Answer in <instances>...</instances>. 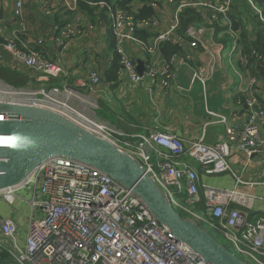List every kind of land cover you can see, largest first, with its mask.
Returning <instances> with one entry per match:
<instances>
[{"label": "built area", "instance_id": "obj_1", "mask_svg": "<svg viewBox=\"0 0 264 264\" xmlns=\"http://www.w3.org/2000/svg\"><path fill=\"white\" fill-rule=\"evenodd\" d=\"M36 1L42 6L47 5V14L53 13L48 0ZM60 1V6L76 11L78 0ZM52 2L59 3V0ZM111 3L107 5L108 17L121 71L133 85L147 90L149 96L153 86H170L173 61L178 54L174 52L169 58L165 57L161 44L170 41L184 46L190 39L189 45L196 46V38L203 33V26H188L180 34V17L175 13L170 16V24L165 31L162 29L142 36L138 30L152 22L136 17L137 8L144 2L129 1L127 9ZM146 4L151 5V2ZM190 5L187 0H180V7ZM193 5L205 10L202 7L207 6V0H196ZM230 11V0H223L220 12L217 15L211 13L209 18L229 31ZM12 16L16 24L4 38L7 42L3 48L14 60L21 62L25 70L58 74L60 67L51 60L44 57L39 64L35 62L40 59V52L35 46L36 51L30 50L29 55L27 50L17 49L16 40L20 38L26 42L24 38L28 37L20 0L15 2ZM80 17L76 14L77 23ZM77 23L67 22L61 27L55 23L53 33L57 45L64 46L65 42L83 34ZM91 28L92 25H88V29ZM41 42L37 40V44ZM234 42L236 44V40ZM138 55L144 58L141 75L133 58ZM1 61L4 59L0 53V65H6ZM207 78L204 66L195 68L191 73L192 80L204 83ZM100 83L99 71L90 68L80 84L84 92H72L66 86L51 85L41 87L38 97L29 93L24 97L36 102L32 106L41 103L40 108L48 109V105H54L67 110L81 128H86L85 131L135 160L167 202L189 216L186 219L201 222L210 230L219 232L229 250L245 264H264V214L252 218L253 214L248 216L245 211L253 210L256 200L264 201V197L240 189L241 185L264 182L244 180L228 161L234 146L237 153L246 156L241 172L256 156L257 165L264 173V139L260 135V128L264 125V102L256 95V79L250 77L246 85V114L240 126L229 125L225 116L210 111V115L217 118L215 122L223 124L225 137L207 144L200 136L187 145L179 135L157 129L147 134H136L133 141L128 134L99 118L95 113L97 100L89 101V96L97 93ZM2 88L0 83V94ZM6 116V113H0V120L6 119ZM183 154L191 156L205 171L230 173L235 179L231 188L202 186L203 213L193 208L201 198L198 175L194 167L179 159ZM24 187H33L31 200L28 201L30 212L25 238L21 244L16 222L11 216H0V264H209L186 241L177 239L170 227L154 216L138 193L93 165L69 156H49L37 163L20 182L1 188L0 202L11 205L17 198L23 200L17 191ZM182 192L185 205L179 197ZM3 252L8 254V259L2 258Z\"/></svg>", "mask_w": 264, "mask_h": 264}, {"label": "crops", "instance_id": "obj_2", "mask_svg": "<svg viewBox=\"0 0 264 264\" xmlns=\"http://www.w3.org/2000/svg\"><path fill=\"white\" fill-rule=\"evenodd\" d=\"M16 1L0 0L1 40V35H9L12 27L15 26L10 21V18L11 20H15L12 16V10ZM20 1L22 2L23 15L27 21L26 23L30 27L37 25L35 27V35L37 40L41 38L40 40L42 42L36 44V46H39V50L49 60L54 58L60 62L59 57H50L48 52L58 55L60 51H63L56 44L53 28H51V24L56 23L54 21L55 14L58 13L61 16L63 24L67 22L77 23V19H75L76 14L81 16L77 24L83 34L79 38L74 37L71 39L64 51V54L75 52L78 60L71 66V61L68 60L70 57H66L64 61L65 65L69 67V70L62 65L64 73L75 74L76 77L70 79V84L81 89L82 86L80 84L86 78L90 67L96 66L100 75H102L101 77L104 78V82H106L99 89V99H102L108 105V111L113 114L117 121L114 124L115 127L128 134V138L133 141L136 140V137H133L134 135L147 134L157 129L179 135L185 140V145L190 140L197 139L200 136H203L205 143L213 144L221 138H224L225 132L223 124L215 122L217 118L210 115V111L225 116L227 124L240 126L246 114L245 101L248 95L246 85L250 82V77L256 79L254 88L259 100L262 101L264 99V83L255 76H252L251 72L245 67H242L247 64V60H242L243 56L241 55L240 48L232 49V45H234V34H231L230 31H224V27L220 23H218V26L224 32L218 33L215 28L217 21L213 20L211 23L206 22L205 16L208 15L210 17V10L197 8L201 16H203V21L200 25L203 26V33L199 34L196 38V46L192 47L189 45L190 39H188L184 46H178L179 50L174 51L177 52L178 56L173 61V76L170 86H153L152 94L149 96L147 90L133 85L129 81L128 76L121 71V68L117 70L115 80H112L115 82L114 84L107 78L106 71L111 68L113 58L111 56L113 49L108 44L109 41L115 42V37L111 30V22L108 17L107 5L110 2L106 0H87L88 5L96 7L95 17H91L87 12H84V9L79 7V3L77 4L76 11H73L60 6L62 5L60 0V4L48 0L53 13L47 14L45 12L47 5L42 6L36 0ZM101 2H104L106 5ZM158 6L162 7L159 4ZM163 6L166 8L164 4ZM116 7L123 8L120 6ZM100 10H103L105 17L100 16V13L97 12ZM165 12L169 14L167 8ZM40 18L42 19L41 21H39ZM169 19V15L164 16L162 13L158 14L157 24L161 28H167L170 24ZM5 21H9L7 26L4 25ZM88 25H92L90 30L88 29ZM144 28L148 29L147 26ZM27 38L25 37L24 40L26 41ZM82 42L84 45L92 47L88 53L80 51V44ZM96 42L102 43V46L94 50ZM253 51L252 53H255ZM0 53L4 61H14L12 55L1 44ZM133 58L137 61V64L139 60L142 61V64L144 62V58L141 55L133 56ZM80 60H83V65H78ZM97 60L98 63L96 62ZM199 66H204V73L206 76L208 75L204 83L191 79L192 71ZM9 67L17 71L24 69L22 65L17 66V69L11 66ZM76 69L79 72H76ZM30 71L28 70L26 72L29 73ZM43 77L46 78L45 73ZM77 78L79 79L75 84L74 81ZM64 83L66 84L67 80ZM98 108L95 110V113ZM260 135L264 139V125L260 128ZM231 151L232 153L228 161L237 174L241 175L244 180L264 182V173L257 165L256 156L253 157L252 163L248 168L241 172V167L246 160V156L243 153H237L234 146L231 147ZM179 159L185 164L194 167L196 170L200 196L203 198L202 186L204 184L217 188H231L234 184L235 179L230 173L219 174L205 171L188 154H183ZM240 189L256 194L258 197H264V184L241 185ZM179 197L181 200L184 199L183 192L179 194ZM255 204H258V207H254L253 210H247L248 216L253 214L252 218L264 214V201L257 199ZM4 215L9 216L7 212ZM17 229L19 232V241L23 242L27 230V221L25 220L24 223L18 222ZM213 233L215 235L219 234L217 231H213ZM218 236L220 237V235Z\"/></svg>", "mask_w": 264, "mask_h": 264}, {"label": "water", "instance_id": "obj_3", "mask_svg": "<svg viewBox=\"0 0 264 264\" xmlns=\"http://www.w3.org/2000/svg\"><path fill=\"white\" fill-rule=\"evenodd\" d=\"M142 74L143 64L136 66ZM0 189L20 182L41 160L69 156L109 173L138 193L154 216L209 264H245L206 229L183 218L137 162L51 110L0 103Z\"/></svg>", "mask_w": 264, "mask_h": 264}, {"label": "rangeland", "instance_id": "obj_4", "mask_svg": "<svg viewBox=\"0 0 264 264\" xmlns=\"http://www.w3.org/2000/svg\"><path fill=\"white\" fill-rule=\"evenodd\" d=\"M148 1L151 2V5L150 6L154 10V13L151 16L148 17L150 20H152L151 24L149 26H147L148 27V32H157V31H159L161 29H164V31L166 30L165 27L164 28H161L157 24V15L158 14H161L162 13L164 16H168V15L169 16H173V14L176 13L178 15L179 12H181V11H183L185 9L183 7H180V0H148ZM187 1L192 4V5L188 6V7H196L197 8L196 5H193V3L196 2V0H187ZM248 2L250 4V6L252 7L253 11L255 12V14L258 15V17L261 19L262 22H264V10L262 9V7H260V5H258L254 0L253 1L252 0H248ZM263 2H264V0H263ZM77 4H78V2H77ZM133 4L136 5L135 2ZM158 4L159 5H162V7H158ZM163 4L168 9L169 14H166L167 11L165 12V9L166 8L163 6ZM230 4L231 5L233 4V0H230ZM222 5H223V0H207V6L206 7H202V8L205 9V10L207 8H209L210 11H211V13L213 15H217L220 12V10L222 9ZM262 6H264V5H262ZM227 12H228V10L226 11V13ZM31 19L33 20V18H31ZM205 19H206V22H210V23L213 22V20L210 19L208 17V15L205 16ZM41 20L42 19L40 18L39 21H41ZM10 21L12 22V24H16V21L15 20H11V18H10ZM26 22L27 21L24 20V24L26 26V33L25 34L28 36V38L26 39V42H22L20 40V38L17 39L16 40V47L19 50H27V54L29 55V53H30L29 51L30 50H35L34 49V46H35L36 50H38L40 52V59L35 60V62L38 63L39 61H41V59H44L45 56L39 50V48H38L39 46H36V44H37V38H36V35H35V33H36L35 32V27L37 25H33L32 27H30ZM8 23H9V21H5L4 22V25L7 26ZM55 25H56L55 23H52L51 24V28L55 27ZM33 29H34V32H33ZM70 29L72 31H74L73 29H78V28L73 27V29L72 28H70ZM229 31H230L231 34H234V40H236V44L234 42V44H235V47L234 48H237L238 49L239 48V45H238V36H237V33L234 31V29L231 26H230V30ZM1 36H2V41L4 43H1L0 42V44L1 45H5L6 42H7V40H4L3 38L4 37H7V35L5 36L4 34H2ZM77 38H79V37H77ZM39 39H41V38H39ZM70 41L65 42V45L64 46L63 45H58L63 50V51H60L58 53V55L55 54V53H52V52H48V54L50 55V57H59L60 58V62H59V60H56L54 58H51L50 59L52 61V63H54V64H56V65H58L60 67V71H59L58 74H52L50 72H45L43 70L34 71V70H31V69H26V70H31L29 73H27V75L29 76V79L26 76H24V75H23V77H20V80L24 79V77L26 78L25 79V82H24V83H26L25 85H12L7 80L0 78V83L2 84V87H3L2 88V92L0 94V102H2V103L10 102L11 104L32 106L36 102L35 101H32V100L26 99L24 97L26 94H28V93L29 94H34V96H37L38 97V93H39V90H40L41 87H45V86L50 87L52 85V84H49V80L50 79H58V80H60V79H64V78H66V79H68V78L73 79V77H76V75L73 74V73H71V74H64V72L62 70V65H64L69 70V67L67 65H65V61H64L66 59V57H70V59H68V60L71 61V66H73V64L78 60L77 55L75 54V52H73V53H69L68 52V54L67 53L64 54V51L67 48V46H68V44H69ZM80 46H81L80 47V51H83V52H86V53H88L89 50L92 48V47H89L87 45H84L83 42L80 44ZM101 46H102V43L96 42V47H94V50L96 48L97 49L100 48ZM233 46L234 45H232V47ZM92 59L94 60V58H92ZM96 62L98 63V60ZM1 64H6L7 66H11V67H14L16 69H17V66L23 65L21 62H19L17 60L8 61V62L1 61ZM79 64H82L83 65V60H80V62L78 63V65ZM89 67H90V65H89ZM90 68H93V69L98 70L96 66H92ZM44 72L46 74V78L43 77L44 76ZM76 72H79V70L76 69ZM78 79L79 78H77L74 81L75 84H76V82H77ZM67 83L64 85V81H62L60 87L66 86V87L70 88L72 90V92H77V91L84 92V87H82L81 89H80V87H74V86H72L70 84V81H68V80H67ZM105 83L106 82H104V78L101 77V83H100L99 88L101 87V85H103ZM72 84H74V83H72ZM56 86H58V85H56ZM96 92L97 93H95L94 95H90L89 96V101H92V100H95V99L96 100L99 99V97H100L99 96V90L96 91ZM40 105H41V103H39V106L36 105V106H33V107H40ZM47 108H48V110H51V111H53V112H55L57 114H60L61 116L65 117L69 121H71L74 124H76L77 126H79L78 123H77V121L73 118V116L67 110H65L63 108H58V107H56L54 105H48ZM84 129L86 130L85 127H84ZM32 189H33V187H30V188L24 187V188L19 189L17 191V194L19 196H21L23 198V200L17 198L15 200V202L13 204H11V205H8L6 203H1L0 202V216H5L4 214L7 212V214L14 219V221L16 222V225L17 226H18V222L24 223L25 220L27 221L28 215H29V212H30V205H29L28 201L31 200ZM182 203H183V205H185L184 204L185 203V200H183ZM254 207H258V204H255ZM245 211H247V210H245ZM197 212L203 213V211L202 212L201 211H197ZM184 217L187 218L189 216L185 213V216ZM195 223L198 224V225H200V226H202L207 231H209L208 226H206L205 224H203L201 222H195ZM211 235L219 243L220 242L221 243H224L222 241V238L218 236L219 234L218 235H215L213 233V231H212ZM20 243L23 244V242H20Z\"/></svg>", "mask_w": 264, "mask_h": 264}, {"label": "trees", "instance_id": "obj_5", "mask_svg": "<svg viewBox=\"0 0 264 264\" xmlns=\"http://www.w3.org/2000/svg\"><path fill=\"white\" fill-rule=\"evenodd\" d=\"M106 1L110 3L112 2L111 4L115 7L120 6L127 9V4L131 0H116V2L114 0ZM142 1H144V4L137 9L136 17L148 20V17L154 13V10L150 5L146 4L148 0ZM254 1L264 10V6H262L264 5L263 0ZM87 2V0H78L79 7L84 9V12H87V14L91 17H95L96 7L88 5ZM97 12L100 13V16L105 17V15L103 14V10ZM229 15L231 19V27L234 29L238 36V45L241 50V55L243 56L242 60H247V64L242 66L241 62V66L245 67L249 72H251L252 76H255L264 83V22H262L258 15L255 14L248 0H233ZM179 17L180 25L178 28V32L180 34L185 31L186 27L191 25L200 26L203 21V16H201L200 11L197 8L185 7L183 11L179 12ZM54 21L56 22V24H59L60 27L63 25V19L60 15H58V13L55 14ZM218 23L219 22L215 23L216 32H224L225 29L223 28L224 31H222V28L218 26ZM138 34L146 36L151 34V32H148L147 28H143L141 30H138ZM108 45H110L113 49V53L111 55L113 58L111 62V68L106 71V74L108 80L110 79V81H112L115 80L117 76V70L120 68V57L115 51L114 41H109ZM161 50L163 54L168 57L172 52L179 50V48L177 44H173L170 41H164L161 44ZM253 50L255 51V53H252ZM26 71L28 70L22 69L17 71L12 70L7 65H0V78L7 80L12 85H25L26 83L24 82L26 78L24 77V79L20 80V77H23L24 75L29 79V76L27 75L28 72ZM65 80L70 81V78H64L62 80L50 79L49 84H52L53 86L58 85V87H60L61 82ZM112 83L114 84L115 82L112 81ZM262 101L264 102V99ZM97 104L99 107L96 111L98 117L101 119H106L112 125H114L117 121L114 118L113 114L108 111V105L102 99H97ZM193 208L197 211H204V198L201 197L200 202L195 204ZM176 211H178L181 216L185 218V213L183 211L178 208H176ZM212 231L213 230L209 229L208 232H210L211 234ZM224 243L220 242V244H222L225 248L230 249L229 245L226 242ZM1 256L2 258H7L8 254L6 252H3Z\"/></svg>", "mask_w": 264, "mask_h": 264}]
</instances>
